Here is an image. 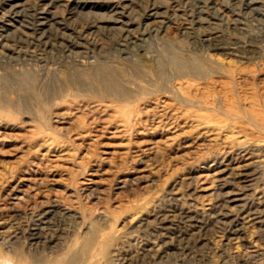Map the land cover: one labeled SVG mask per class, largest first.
Here are the masks:
<instances>
[{"label": "rangeland", "instance_id": "374dc122", "mask_svg": "<svg viewBox=\"0 0 264 264\" xmlns=\"http://www.w3.org/2000/svg\"><path fill=\"white\" fill-rule=\"evenodd\" d=\"M0 259L264 264V0H0Z\"/></svg>", "mask_w": 264, "mask_h": 264}, {"label": "bare ground", "instance_id": "6f19581e", "mask_svg": "<svg viewBox=\"0 0 264 264\" xmlns=\"http://www.w3.org/2000/svg\"><path fill=\"white\" fill-rule=\"evenodd\" d=\"M170 62H171V64H174L173 66H175L174 68H177V67H181L182 65H181V63H180V60L178 59V57L177 58H175V57H170V60H169ZM180 69V68H179ZM105 78V77H104ZM100 80V79H99ZM125 92V91H124ZM220 173V172H219ZM223 173V172H222ZM221 173V174H222ZM218 174V173H217ZM206 175V174H205ZM204 175V176H205ZM212 175V174H211ZM219 175V174H218ZM204 176H202V177H204ZM211 177V178H210ZM212 179V180H214L215 181V178H216V176L215 175H212V176H205V179ZM85 252V251H84ZM2 259V258H1ZM0 259V264H2V260ZM8 260V259H7ZM6 261V260H5Z\"/></svg>", "mask_w": 264, "mask_h": 264}]
</instances>
